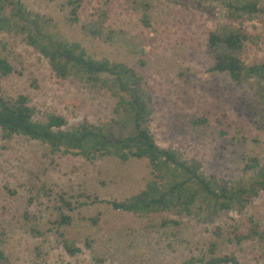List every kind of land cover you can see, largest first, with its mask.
<instances>
[{"label":"rangeland","instance_id":"374dc122","mask_svg":"<svg viewBox=\"0 0 264 264\" xmlns=\"http://www.w3.org/2000/svg\"><path fill=\"white\" fill-rule=\"evenodd\" d=\"M44 18V27L61 38L80 42L89 55L124 62L142 76L152 96L150 129L156 143L201 163L206 175L220 181L249 179L248 157L264 166V74L233 81L210 72L206 54L209 32L233 26L226 10L205 0H79L78 21H71L70 0H20ZM264 10V0H260ZM148 15L149 25L143 22ZM234 26L238 27V24ZM249 39L234 52L247 65L264 63V11L241 27ZM0 56L20 72L1 81V94H24L35 107V119L48 113L65 116L72 125L109 118L113 98L72 80H59L47 60L15 32H0ZM36 84V85H35ZM224 113V117L219 114ZM205 117L206 123H198ZM219 118L221 123L216 120ZM150 177L148 162H121L106 157L88 162L72 154L50 155L46 145L0 131V228L2 250L10 264H193L206 255L220 227L218 255H232L238 264H264L257 240L229 242L250 220L264 230V192L241 212L186 215L171 210L134 215L113 209V200L140 191ZM15 194L12 195L11 192ZM86 202L74 211L64 238L80 249L69 255L61 237L48 231L58 216V195ZM89 197L77 198L78 194ZM26 213V215H25ZM97 219V223L92 222ZM163 220L177 221L164 226ZM38 228L42 235H35ZM0 229V231H1ZM189 262V263H188ZM195 264H207L197 262Z\"/></svg>","mask_w":264,"mask_h":264},{"label":"trees","instance_id":"16d2710c","mask_svg":"<svg viewBox=\"0 0 264 264\" xmlns=\"http://www.w3.org/2000/svg\"><path fill=\"white\" fill-rule=\"evenodd\" d=\"M219 3L233 26L227 25L220 32H209L206 54L212 60L210 72L226 73L236 82L248 81L264 74V63L247 65L234 52L241 51L249 39L241 28L245 21L254 19L264 10L260 0H205ZM71 21H78L79 0H70ZM143 22L149 25L148 15ZM44 18L28 10L20 0H0V32H15L41 56H43L55 77L72 80L92 90H104L113 98L110 116L100 123L85 119L72 125L69 120L56 112L48 113L44 120H36L35 107L29 98L18 94L7 98L1 94V81L17 71L10 61L0 56V131L4 138L15 135L36 140L48 147L50 155L72 154L88 162L106 157H115L121 162L144 159L150 168V177L144 187L124 198L110 202L113 209L134 215H149L176 210L178 213H218L236 210L241 212L252 200L264 192V166L256 157H248L244 170L251 174L249 179L220 181L214 175H206L201 163L196 159H186L171 148L160 147L151 132L149 123L153 114L152 96L144 87L142 76L124 62H114L106 58L89 55L78 41L61 38L49 32L43 25ZM238 24V27L234 26ZM36 85V84H35ZM224 117V113L219 114ZM220 124L219 118H216ZM198 123H206L205 117ZM15 194L14 191L11 192ZM89 197L78 194L77 198ZM61 205L55 207L58 216L47 229L61 237V244L69 255L80 251L72 240L64 238L61 226H68L72 217L68 212L85 204L70 199L74 196L63 192L58 195ZM64 210H67L66 213ZM26 215V213H25ZM97 223V219H91ZM179 224L177 221L163 220L162 225ZM246 232L237 228L229 242L241 244L243 241L257 240L264 249V230L250 220ZM1 229V228H0ZM35 235H42L38 228H31ZM216 238L208 243L206 255L191 258L190 263L238 264L232 255H218L219 240H224L220 227L213 231ZM3 232L0 231V264H10L1 246ZM188 262V263H189Z\"/></svg>","mask_w":264,"mask_h":264}]
</instances>
